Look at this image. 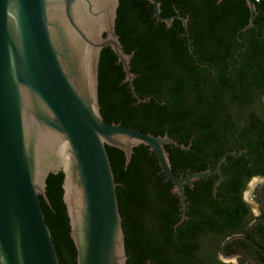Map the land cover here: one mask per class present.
I'll return each mask as SVG.
<instances>
[{
  "label": "trees",
  "instance_id": "16d2710c",
  "mask_svg": "<svg viewBox=\"0 0 264 264\" xmlns=\"http://www.w3.org/2000/svg\"><path fill=\"white\" fill-rule=\"evenodd\" d=\"M161 1L164 14L174 4L191 12L197 60L205 66L185 56V41L176 36L180 24L165 30L154 25L147 0H119L115 30L125 51L137 47L130 62L137 74L132 83L139 97L150 99L138 101L131 95L121 65H114L116 55L103 48L98 99L104 121L154 135L166 131L184 144L191 141L187 150L165 145L175 173L213 168L226 151L245 148L246 153L226 157L221 166L225 178L215 195L211 183L216 175L201 178L193 189L186 187L189 218L175 234L178 196L171 193L172 183L159 172L154 154L140 144L125 165L123 152L106 146L119 183L126 264H145L147 259L152 264H221L219 254H240L239 264H264V186L257 191L260 214L249 227L248 207L241 198L250 176H264V0H253L255 26L238 34L244 42H237L235 34L248 21L245 0ZM245 41V50L236 51ZM62 178V172L50 173V204L39 199L60 264H76Z\"/></svg>",
  "mask_w": 264,
  "mask_h": 264
},
{
  "label": "water",
  "instance_id": "95a60500",
  "mask_svg": "<svg viewBox=\"0 0 264 264\" xmlns=\"http://www.w3.org/2000/svg\"><path fill=\"white\" fill-rule=\"evenodd\" d=\"M147 1L157 20L169 26L177 17L186 28L184 17L161 16L159 2ZM245 4L248 21L237 33L255 26V3ZM118 6L119 0H0V264H60L39 199L50 204L46 178L58 172L76 264H126L119 183L106 146L122 151L125 165L134 147L147 146L172 183L182 220L185 186L216 175L215 195L226 157L246 153L226 151L213 168L177 175L165 145L183 144L166 132L104 121L98 99L103 48L116 55L132 96L145 100L132 83V53L115 30Z\"/></svg>",
  "mask_w": 264,
  "mask_h": 264
},
{
  "label": "flooded vegetation",
  "instance_id": "af4514ba",
  "mask_svg": "<svg viewBox=\"0 0 264 264\" xmlns=\"http://www.w3.org/2000/svg\"><path fill=\"white\" fill-rule=\"evenodd\" d=\"M146 1V0H145ZM158 2H159V9H160V15L161 16H164V17H169V16H173V15H176V14H178V15H180V16H182V17H184L185 19H186V28L183 26V22H182V20L180 19V18H177V17H174L172 20H171V22H170V25L169 26H167L163 21H160V20H157L155 17H154V15H153V6H152V4H150L148 1H147V3H146V8H150V10H151V17H153V19H154V25H158V24H162L163 25V27H164V29L165 30H168V29H171V27H173V25H174V23H178V24H180L181 25V30H179L178 31V33L176 34V36L177 37H179L180 39H183L184 41H185V44H184V48H185V56H187L188 58H190V59H193V61H195L197 64H200L201 66H205V64H203V63H200L197 59H198V57H197V53L195 52V46H194V44H193V41H194V30L191 28V25L194 23V18L192 19V16H191V12L190 11H188V10H183V9H181L180 7H178L176 4H174V5H172L171 6V9H172V12H170V13H162L163 12V8H162V6H163V3H162V1L161 0H157ZM217 2H220V1H218L217 0ZM119 4H120V2H119ZM119 7V6H118ZM116 29V28H115ZM256 31V30H255ZM238 31H236V34H235V38L237 39V42L239 41V42H244V39L242 38V37H240L238 34L239 33H237ZM117 33V32H116ZM118 34V33H117ZM119 35V34H118ZM120 37V36H119ZM121 42V41H120ZM122 46H123V48H124V45L122 44ZM246 46H247V42L245 41V43H244V45H242L241 47H239V48H237L236 49V51H239L240 50V48H242L243 50H245V48H246ZM105 48H107V47H105ZM137 47L136 46H133V47H131V50L130 51H125L126 53H128V54H130V53H132V57H131V59H136V52H137V49H136ZM111 50V49H110ZM125 50V49H124ZM112 51V50H111ZM113 53V52H112ZM114 54V53H113ZM101 55V54H100ZM116 57V56H115ZM186 57V58H187ZM117 59V58H116ZM115 64H117L118 66H120L119 65V63H117L116 62V60L114 61V65ZM112 74H114V72H111ZM137 75V74H136ZM137 77V76H136ZM135 77V78H136ZM128 87V86H127ZM129 88V87H128ZM128 90V89H127ZM134 90H135V86H134ZM129 91H130V89H129ZM136 92V91H135ZM131 93V92H130ZM137 94V93H136ZM132 95V94H131ZM138 95V94H137ZM139 96V95H138ZM225 96V95H224ZM227 97V96H226ZM139 98H141V97H139ZM143 98V97H142ZM144 99H150V97L149 96H146ZM190 102V100H188L187 102H184V103H189ZM260 102L262 103L263 101L262 100H260ZM160 104H163L164 102L163 101H160L159 102ZM236 107V108H235ZM233 109H235V110H237V105H233V107H232ZM256 108V107H255ZM239 109V108H238ZM259 112V111H258ZM166 132V131H165ZM164 132V133H165ZM163 133V134H164ZM167 133V132H166ZM163 134H160V135H163ZM168 134V133H167ZM158 135V134H157ZM172 138V137H171ZM172 139H174V138H172ZM175 141H177L176 139H174ZM178 142V141H177ZM178 143H180V144H183L185 147H187V148H185V150H187V149H189L190 148V146H191V141H189L187 144H184L183 142H178ZM178 147V146H177ZM181 149V148H180ZM241 149H245V148H241ZM241 149H239V150H241ZM238 150V151H239ZM246 150V149H245ZM236 151V150H235ZM238 151H236V152H238ZM240 156V155H239ZM236 157H238V156H236ZM171 163V162H170ZM209 166V165H208ZM207 166V167H208ZM206 167V168H207ZM172 169V168H171ZM188 170V169H187ZM173 171V170H172ZM159 172H160V168H159ZM174 172V171H173ZM197 172V171H196ZM161 173V172H160ZM175 173V172H174ZM187 173H193V172H189V171H186L185 173L183 172V171H179L178 173H175V174H177V175H185V174H187ZM223 174V173H222ZM163 175V174H162ZM164 176V175H163ZM225 176V175H224ZM255 176H258V175H254V176H250L247 180H246V182L250 179V178H252V177H255ZM209 177V176H208ZM210 177H212V175L210 176ZM262 177H264V176H262ZM216 178V177H215ZM164 179H165V176H164ZM165 180H168V179H165ZM196 182H198V181H196ZM196 182H194V184H193V186H192V188L191 189H193V188H195V183ZM246 182H245V184H244V186L246 185ZM212 184V183H211ZM204 185V183L203 182H201L200 184H199V186H203ZM186 187L187 186H185V190H186ZM197 187V186H196ZM244 190V189H243ZM172 193V192H171ZM173 194V193H172ZM174 195H176V194H174ZM241 198H242V201L247 205V203L245 202V200H244V198H243V191H242V193H241ZM186 201H187V204H186V208H185V211H184V213H185V215L187 216V219L189 218V216H188V213H187V211L189 210V206H188V204H189V201H188V199H187V196H186ZM177 208H178V210H177V213H176V217H179L178 218V220L174 223V225H173V231H174V233L175 234H177V227H179V229H181L182 227H180L181 225H182V222L184 221V220H187V219H181V216H180V214H181V211H180V206H179V203H177ZM247 207H248V214H247V216H246V219L248 220V223L246 224V227H249L250 225H252L253 223H254V221H256V219H257V217L259 216H253L252 214H251V212H250V209H249V206L247 205ZM259 214H260V212H259ZM179 233V232H178ZM232 236H240V234L239 233H234ZM231 237V236H230ZM230 237L228 236L227 237V239H230ZM233 256H235V257H237V263L236 264H239V260H240V254H233V255H230V256H224V255H222V254H219L218 255V257H217V260L221 263V264H230V263H227V262H224L223 260H222V257H233ZM147 260H149V262H150V264H152V262H151V260L150 259H147ZM147 260H146V262H147ZM146 262H145V264H146Z\"/></svg>",
  "mask_w": 264,
  "mask_h": 264
},
{
  "label": "rangeland",
  "instance_id": "374dc122",
  "mask_svg": "<svg viewBox=\"0 0 264 264\" xmlns=\"http://www.w3.org/2000/svg\"><path fill=\"white\" fill-rule=\"evenodd\" d=\"M262 101H264V96L261 97ZM252 177L250 178L244 187L243 190V198L247 205L249 206L250 212L253 216H258L260 212V202L258 201V194L257 191H259L264 186V177ZM256 179H258L256 181ZM222 260L224 262L230 263V264H236L237 263V257H222Z\"/></svg>",
  "mask_w": 264,
  "mask_h": 264
}]
</instances>
